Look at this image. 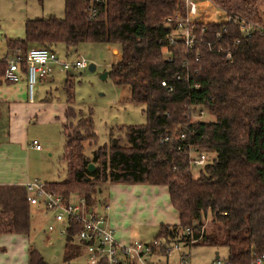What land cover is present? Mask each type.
Wrapping results in <instances>:
<instances>
[{"label":"trees","instance_id":"trees-1","mask_svg":"<svg viewBox=\"0 0 264 264\" xmlns=\"http://www.w3.org/2000/svg\"><path fill=\"white\" fill-rule=\"evenodd\" d=\"M214 2L264 24V0ZM82 8V0H63L61 17L25 19L22 37L4 39L0 70L5 57L22 59L31 45L50 48L61 43L67 49L87 41L118 44L120 56L107 74L115 83L128 85L127 102L144 104L146 121L136 144L111 142L93 148L94 165L88 170L83 141H95L93 123L89 114L80 115L71 106L73 79L67 73L60 156L65 177L44 186L64 196L78 190L92 204L98 181L162 185L177 221L160 223L154 237L184 242L195 238L192 244L223 246L229 264H251L255 255L264 254V35H241L231 21L194 22L202 40L187 48L178 39L168 41L172 24L164 21L175 10L184 14L182 0H107L93 20L83 17ZM216 31L223 42L215 39ZM226 49L230 61L224 57ZM199 110L209 117L192 119ZM71 114L76 115L74 122ZM192 147L207 156L199 167L190 162ZM29 208L23 185L0 184V234H27ZM207 217L213 228L205 231ZM187 225L190 234L183 232ZM77 228L75 221L66 228L63 260L78 253L79 244L72 242ZM27 261L46 264L31 245Z\"/></svg>","mask_w":264,"mask_h":264},{"label":"rangeland","instance_id":"rangeland-1","mask_svg":"<svg viewBox=\"0 0 264 264\" xmlns=\"http://www.w3.org/2000/svg\"><path fill=\"white\" fill-rule=\"evenodd\" d=\"M262 7L264 9V6ZM62 9L63 0H0V58L5 54L4 38L23 36L25 19L46 17L50 14L61 17ZM209 18L213 21L221 19L219 15L214 14L207 16V19ZM54 51L60 59L71 61L83 58L87 65L91 63L94 66L92 70H89L87 65L78 69L69 68L67 71L56 68L51 81L37 79L33 86L34 91L38 88L44 89L46 93L53 96L54 100H61L64 98L62 82L67 73L71 74L73 79L71 106L75 112L79 110L80 115H90L96 137L95 141H83V153L87 162L93 164L90 160L92 150L100 144H110L116 141L120 145H132L141 140V128L146 121L143 111L144 104L127 102L128 85L115 83L107 74L110 64L115 61V53L119 52V45L87 41L66 49L61 43H58L55 45ZM103 72L106 75L100 77ZM76 115L71 114L69 120L74 122ZM196 117V114L192 115V119H196ZM207 117L209 116L202 115V118ZM56 127L55 129V126L52 127L50 124L30 121L28 131L41 143L42 150L39 153L29 150L26 155L24 154L22 160L24 164H29L36 171L42 170L46 173L50 171L52 176L50 179L62 180L65 177V171L61 162H58L56 154L61 149L59 147L63 146L64 137L61 131L58 132V137H51L60 129L61 124L57 122ZM44 134L49 138L46 141L43 140ZM48 151H50V155ZM207 155L208 157L212 156L210 153ZM105 182L95 183L98 190L94 193L92 204H96V207L100 209V204L108 202L109 207L104 209V212L108 216V222L113 228L115 238H118L117 230L119 231L121 228L131 236L130 240H140V236L145 238L151 236L155 229H150L148 225L145 227L146 224H144V221L151 219L150 212L144 208L140 209L143 206L141 207L135 198L131 199L125 196L126 194H119L111 183ZM77 191H72L69 194L80 196ZM61 225H64V222L55 225L56 230L47 231L45 225L40 224L33 235L31 243L41 251L45 258H48L49 264H59L58 252L60 253V248L63 249L64 235L59 234L57 228ZM202 227L205 231L213 228L209 217L204 219ZM186 249L185 256L188 264H211L215 260V252L220 260L224 258L226 252L223 246L213 247L192 243H189Z\"/></svg>","mask_w":264,"mask_h":264},{"label":"built area","instance_id":"built-area-1","mask_svg":"<svg viewBox=\"0 0 264 264\" xmlns=\"http://www.w3.org/2000/svg\"><path fill=\"white\" fill-rule=\"evenodd\" d=\"M82 2L81 14L85 19L93 20L100 10H103L107 0H82ZM182 5L184 14H181L180 10H175L164 18L168 26L172 24L167 32L168 41L171 43L174 39H178L185 47H193L196 41L202 40L195 34L194 22L213 21L210 18L207 19V16L213 14L221 17L219 20H214L215 22L231 21L237 24L241 35L248 36L251 32L264 35V24L260 21L230 13L217 5L214 0H182ZM222 31H225L224 26ZM214 36L219 42H223L220 31H216ZM238 39H234V42H237ZM221 47L220 44L217 45L216 51H220ZM229 53L230 51L226 49L224 57L230 61ZM1 58H4V55ZM21 60L22 63H20ZM54 65L68 70L69 68H83L87 63L83 58L71 61L60 59L51 48L43 45L30 46L26 49L22 59L15 56L5 57V64L0 70V78L5 82H15L23 74L27 99L31 100L34 92L33 86L37 78L47 77ZM160 84L164 85L165 82L162 80ZM194 86L197 87L198 83H194ZM202 115H204L203 110H199L197 118ZM180 136L183 137V134ZM30 144L34 148H40L36 139H32ZM206 160L207 156L204 152L196 151L194 147L190 149V162L195 167L201 166ZM23 186L29 205L41 207L51 216L53 222H64V225L58 228L59 234H66V228L70 221L78 223V228L73 233L72 239H75L79 244L82 258L87 264H97L99 261H104L106 264H188L182 251L183 246L192 243L196 240L195 238H190L187 242L177 239L166 241L157 237L148 241L132 239L121 242L115 238L113 228L109 225L108 216L104 212V209L108 207L106 203L100 204V209H98L96 204H86L82 196L70 194L64 196L47 189L44 182L37 178L25 181ZM46 229L48 231L54 229L53 223H48ZM183 232L190 234L191 227L185 226ZM174 251L177 252V259L174 263L153 260L157 257L168 256ZM211 264L229 263L225 259L215 258ZM251 264H264V254L255 255L251 259Z\"/></svg>","mask_w":264,"mask_h":264},{"label":"crops","instance_id":"crops-1","mask_svg":"<svg viewBox=\"0 0 264 264\" xmlns=\"http://www.w3.org/2000/svg\"><path fill=\"white\" fill-rule=\"evenodd\" d=\"M55 45L50 47L53 51ZM55 54L59 57L57 53ZM115 54V59L119 58V53ZM56 68L61 69L58 65H54L52 71L47 77L37 79H44L46 82L51 81L54 69ZM34 92L32 99L28 100L23 74H21L20 78L15 82H5L0 78V184L17 183L23 185L25 181L31 180L33 178H37L43 182L54 180L50 179V177H52L50 171L47 173L42 170L36 171V169H32L29 164H24L22 157L24 154L26 155L29 150H34L38 153L42 150L41 143L37 138H34L33 135H30L28 131V125L30 121L50 124L52 127L55 126V129L57 128V122L62 124L65 121L64 109L67 105L65 93L63 99L54 100L52 98L53 96L50 93H46L44 89L38 88ZM60 131L61 127L52 136H50L56 138L58 137V132ZM32 139H36L39 142L40 148H34L33 145L30 144ZM48 139L49 138L47 135L44 134L43 140L46 141ZM63 143L62 145H64ZM59 149L60 151L57 152L58 154H56L57 160L58 162H61L65 171L64 163L60 159L63 146L59 147ZM48 153L50 155V151H48ZM53 155L56 156L55 154ZM105 183H111L114 186V190L119 194H126L125 196L131 199L135 198V200L139 201L141 207L143 206L140 209L144 208L150 212L151 219L144 221V224H146L145 227L148 225L150 229L154 228L155 231L147 238L140 236V240L148 241L152 239L155 236L160 223H176L177 214L168 201L167 192L164 186L151 185L144 182L129 183L106 181ZM106 204L109 207L107 201ZM29 206V231L27 234H0V264H27L28 247L31 245L36 250H38V248H36L34 244L31 243L33 242V235L37 231V227L40 224L42 226L45 225L46 227L48 223H53L54 229L56 230L55 225L60 223V221L53 222L51 216L46 215L47 213L41 207L32 205ZM117 232V239L119 241H130L131 236H129L124 229L121 228V230H117ZM72 242L78 245L76 240H72ZM186 247L187 245H184L182 250L185 255V251H187ZM38 252L46 264H49L47 260L48 258H45L40 250H38ZM58 254L60 256L59 264H87L82 258L80 248L78 249V253L68 260H63V249L61 250L60 248V253L58 252ZM216 257H218V255L215 252L214 259ZM225 257L226 252L224 258L222 259H225ZM176 259L177 252L174 251L168 256L157 257L153 260L174 263Z\"/></svg>","mask_w":264,"mask_h":264},{"label":"water","instance_id":"water-1","mask_svg":"<svg viewBox=\"0 0 264 264\" xmlns=\"http://www.w3.org/2000/svg\"><path fill=\"white\" fill-rule=\"evenodd\" d=\"M87 68L89 69V70H92L93 68H94V66H93V64H91V63H89L88 65H87ZM106 75V73L105 72H103L101 75H100V77H104ZM116 142V141H115ZM114 142V143H115ZM87 168H88V170H91L92 168H93V164H91V163H88L87 164ZM217 258V257H216Z\"/></svg>","mask_w":264,"mask_h":264}]
</instances>
